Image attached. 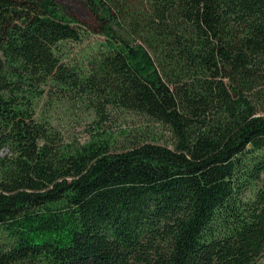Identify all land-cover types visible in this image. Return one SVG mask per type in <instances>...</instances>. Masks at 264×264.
<instances>
[{
	"label": "trees",
	"instance_id": "16d2710c",
	"mask_svg": "<svg viewBox=\"0 0 264 264\" xmlns=\"http://www.w3.org/2000/svg\"><path fill=\"white\" fill-rule=\"evenodd\" d=\"M0 0V264L264 258V0ZM90 34L104 43L69 62ZM168 129L60 146L50 89ZM47 91L48 94L45 92Z\"/></svg>",
	"mask_w": 264,
	"mask_h": 264
},
{
	"label": "rangeland",
	"instance_id": "374dc122",
	"mask_svg": "<svg viewBox=\"0 0 264 264\" xmlns=\"http://www.w3.org/2000/svg\"><path fill=\"white\" fill-rule=\"evenodd\" d=\"M56 1L78 20L92 22L87 8L79 0ZM103 39L95 34L85 37L81 44L72 46L69 62L74 65L86 64L92 52L104 43ZM50 90L49 96L35 101V119L49 124L50 131L56 134L60 146L85 144L94 136L102 134L113 139L116 149L140 141L155 142L173 148L172 135L168 129L144 117L109 109L105 115L106 121L102 122L89 100L74 92H61L56 88ZM45 93L48 94L47 91ZM8 153V149L0 150V159ZM258 264H264V258Z\"/></svg>",
	"mask_w": 264,
	"mask_h": 264
}]
</instances>
